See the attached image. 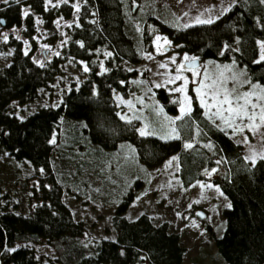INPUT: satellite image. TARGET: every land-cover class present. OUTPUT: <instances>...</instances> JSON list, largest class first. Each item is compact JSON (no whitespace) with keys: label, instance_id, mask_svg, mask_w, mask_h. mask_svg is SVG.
I'll return each instance as SVG.
<instances>
[{"label":"trees","instance_id":"obj_1","mask_svg":"<svg viewBox=\"0 0 264 264\" xmlns=\"http://www.w3.org/2000/svg\"><path fill=\"white\" fill-rule=\"evenodd\" d=\"M132 1L0 0L3 26L20 27L9 40L0 38V50L13 47L10 62L0 68V153L27 159L36 167L55 163L60 177L54 172L41 179L31 192L35 201L28 212L9 209L0 199V252L4 246L14 247L3 254L2 264H35L34 249L16 243L41 239L57 246L62 264H182L185 247L179 233L169 230L168 221L155 223L147 212L133 219L124 214L140 180L117 201L112 216L115 237L90 243L82 239L86 225L73 217L64 200V190L72 188L67 170L76 176L81 162H88L80 158L81 152L97 159L104 149L113 150L122 142L133 145L144 165H156L176 152L184 186L205 177L203 167L224 157L227 165L212 180L228 205L222 209L221 233L211 234L212 245L225 264H264V159L248 162L227 134L207 126L194 95L189 116L207 127L215 144L211 152L202 146L187 149L181 138L165 139L158 133L141 136L136 122L122 114L115 97L116 92L126 95L134 88L132 81L141 75L137 68L122 66L121 60L140 61L156 32L165 33L198 60L233 57L251 80L264 83V61L256 62L258 40L264 41V3L235 0L213 23L184 27L171 26L157 16L156 5L146 4L141 12L134 11ZM59 17L68 23L62 24ZM39 28L45 32L39 40L54 47L48 52L39 50ZM67 59L86 62L85 78L78 85L63 87L55 104L17 116L15 104L32 100L41 88L51 86L63 73ZM153 88L167 110L175 112L177 103L166 88ZM61 125L68 129L59 143Z\"/></svg>","mask_w":264,"mask_h":264},{"label":"rangeland","instance_id":"obj_2","mask_svg":"<svg viewBox=\"0 0 264 264\" xmlns=\"http://www.w3.org/2000/svg\"><path fill=\"white\" fill-rule=\"evenodd\" d=\"M234 2L235 0H133L130 6L137 12H141L144 5L159 6L155 8L157 16H161L171 26H184L196 23L198 16L200 19H215L221 15L224 8L233 5ZM58 20L64 25L68 23V19L64 17H59ZM3 25L0 21V38L4 41L9 40L12 35L16 36L20 30V27H4ZM44 34L43 29L39 28L36 38L39 41V50L46 49L48 52L54 47L39 40ZM156 36L162 37L159 43L163 47L159 51L155 42ZM163 38H167L169 43L165 45ZM260 41L262 40H258ZM45 45L47 48H44ZM12 55L13 47L10 45L0 50V68L10 62ZM185 55L189 58L194 57L192 53L174 43L165 33L156 32L150 48L143 51L140 61L121 60L122 66L137 68L141 72L140 77L132 81L134 88L126 95L119 92L115 94L116 102L123 108L122 114L133 119L138 130L147 127L152 133L162 136L170 131L169 120L166 117L174 119L180 115L179 101L183 100L184 94L173 90L181 86L183 81L176 80L175 83H169V80L176 76V68L184 64ZM173 57L175 63L172 62ZM257 58H259V51ZM85 67L88 68L84 60L67 59L64 62L63 73L51 86L41 88L34 99L15 104L17 116L24 117L44 105L55 104L63 87L71 84L78 85L85 78L87 73L84 71ZM226 68L231 71H227ZM193 69L201 75L194 76L193 71L188 70L187 67L182 70L181 75L188 81L187 96L192 99L194 95L199 104L195 89L207 70L209 76L217 79L223 78L224 87L229 91L234 89V95L254 92L255 95L251 97L252 102L264 106V100L259 99L264 97V91H261L264 89V83L251 80L244 66L238 64L233 57L227 61L214 58L200 59L199 64ZM233 76L235 79H232ZM194 80L196 83H193ZM156 85L164 86L171 100L176 101L175 112L168 111L164 102L158 98L153 88ZM161 107L163 112L158 110ZM201 108L206 125L218 127L227 134L233 142L239 145L240 153L245 160L252 163L246 157L252 155L253 152L257 154L255 159L264 155V123L259 120V108L256 109L258 126L255 130L245 127L250 123L246 117L243 121L237 118L233 127H228L219 118H209V115H205L208 109L202 106ZM189 115L176 120L172 125L179 131L183 145L191 143L197 149L202 146L209 152L213 151L215 144L207 133V127L192 120ZM237 127L243 130L235 131ZM65 129L68 127L61 125L57 130L59 143ZM245 138L247 143H245ZM209 144L211 147L206 146ZM82 157L88 162H81L79 169H76V176L73 175L74 172L67 170L68 177L72 178V181L68 180L72 188L64 190V200L73 217L82 220L86 225L82 236L84 242L90 243L115 237L116 231L112 224V216L115 213L117 201L129 186L136 180H140L135 198L124 212L127 218L133 219L140 213L147 212L155 223L168 221L169 230L179 233L180 242L185 247L182 264H225L215 252L211 239V234L213 237L221 233L224 226L222 209L228 205L227 197L218 184L212 180V177L227 165L224 157H219V163L216 161L203 167L202 171L210 175L206 174L205 177L194 180L187 186L182 184L178 175L180 165L176 152L169 154L156 165H144L139 160L133 145L122 142L113 150L104 149L97 159H93L91 154L84 152H81L80 158ZM173 157L176 159L174 160ZM213 169L216 171L213 172ZM54 172L58 176L55 163L47 168L36 167L27 159L18 160L7 152H1L0 199L9 209L28 212L35 201L31 197L33 188L39 187L41 179ZM58 178L60 179L59 176ZM197 209L203 211V217L196 215ZM20 245H27L34 249L37 257L35 264H62L57 259V246L45 239L18 241L16 246ZM12 248L14 247L4 246L0 252V264H2L3 254Z\"/></svg>","mask_w":264,"mask_h":264},{"label":"snow or ice","instance_id":"obj_3","mask_svg":"<svg viewBox=\"0 0 264 264\" xmlns=\"http://www.w3.org/2000/svg\"><path fill=\"white\" fill-rule=\"evenodd\" d=\"M17 3H19V0H16ZM49 2H51V0H49ZM65 3H67V0H64ZM4 3H8V0H4ZM261 3H264V0H261ZM75 6V5H74ZM232 5H229V7L224 8L221 14L226 13L227 11H229L231 9ZM78 10V8H77ZM24 15L27 16L28 12L25 11ZM185 15H187V13H185ZM219 17H217L218 19ZM214 20L209 18V19H200V17L198 16L196 18V23L198 24H211L213 23ZM58 23V22H57ZM184 27H189V25H184ZM162 37L160 36H156L155 37V42L157 43V50H161L163 45H161L159 42L161 41ZM164 40V44H168L169 41L167 40V38H163ZM259 44V59L256 61L257 63L264 61V41H260L258 42ZM44 47H47V45H45ZM57 55H59V53H56ZM25 55H27V52H25ZM110 55V54H109ZM185 61H188L187 64V69L190 71H193V75L194 76H198L201 75L199 72L194 71L193 69V65L195 64L196 58L192 57L189 58L187 55H185L184 57ZM172 62L175 63V58H172ZM162 67H165V65H162ZM186 67L185 64H180L177 68H176V76L174 77V79L169 80V83H175L176 80H181L183 81V83L181 84V86L176 87L175 89H173L176 92L182 93L184 94V98L183 100L179 101L180 103V115L175 117L174 119L171 118H167L169 120V128L170 131L166 133V135L163 137L165 139H180V134L179 131L177 130L176 127H172V125L175 124L176 120H181L184 117L188 116L191 112V98L187 96L186 94V85L188 83L187 78L181 75L182 70H184ZM227 71H231L230 69H227ZM84 71H88V68L85 67ZM221 77H223V73H221ZM232 79H235V77L233 76ZM205 81H207V83H205ZM193 83H196V81L194 80ZM225 85V80L223 78L221 79H217L215 77H211L208 75L207 70H205L204 74H203V78L200 80L199 84L197 85L195 91L197 92L200 104L202 107H205L206 109H208V111L205 113V115H209V118L212 117H216L219 118L221 120L224 121V123L228 126V127H233V125L235 124V121L237 118H239L241 121L244 120V118L246 117L248 119V121L250 122L249 124H246L245 127H249L252 130H255V127H257L258 125L256 124V120H257V113H256V109L259 108L260 112H259V120L260 122L264 123V106H260L256 103L252 102L251 97L253 95H255V93H243V94H236L234 95L233 93L235 92V90H231L229 91L228 89H226L224 87ZM156 87H161V85H156ZM253 88H256L255 85H252ZM261 91H264V89H262ZM259 99L264 100V97H260ZM213 109H215V111H213ZM160 112H163V108H159L158 109ZM227 113V115H225ZM251 113V114H250ZM124 118V117H121ZM235 131H242V128H235ZM139 134L141 136H146V135H151L152 132L150 130L147 129V127L145 128H141L139 130ZM52 143H55V138L52 139L51 141ZM245 143H247V139L245 138ZM207 147H211V145H206ZM184 147L187 149H190L193 147V145L191 143H185ZM257 154L255 152H253L252 155H250L249 157H246V159L251 160L253 164H255L256 160H255V156ZM173 159L175 160L176 158L173 157ZM260 159H264V155L260 156ZM217 163H219V161H217ZM171 165V161L169 162V166ZM213 172H215L216 170L213 169ZM209 174L210 173H207ZM208 187H211V185H208ZM230 207V205H229Z\"/></svg>","mask_w":264,"mask_h":264},{"label":"water","instance_id":"obj_4","mask_svg":"<svg viewBox=\"0 0 264 264\" xmlns=\"http://www.w3.org/2000/svg\"><path fill=\"white\" fill-rule=\"evenodd\" d=\"M1 21L4 22L3 19ZM195 58H196V61H195V64L193 65V67H196L199 64L198 58L197 57H195ZM184 64L187 67L188 61H184ZM203 214L204 213H203V211L201 209H197L196 210V215H198L199 217H203Z\"/></svg>","mask_w":264,"mask_h":264}]
</instances>
